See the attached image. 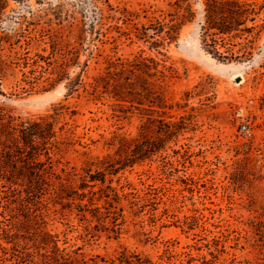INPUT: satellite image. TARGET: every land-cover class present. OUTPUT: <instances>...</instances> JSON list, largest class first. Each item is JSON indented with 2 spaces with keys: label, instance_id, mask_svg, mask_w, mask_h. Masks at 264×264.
Wrapping results in <instances>:
<instances>
[{
  "label": "rangeland",
  "instance_id": "1",
  "mask_svg": "<svg viewBox=\"0 0 264 264\" xmlns=\"http://www.w3.org/2000/svg\"><path fill=\"white\" fill-rule=\"evenodd\" d=\"M204 1L1 2L0 108L22 122L56 117L61 151L30 167L0 136V264H109L125 251L154 264H264V28L251 59L220 62L201 43ZM188 4L175 41L152 48L159 38L144 28ZM139 57L165 72L132 77L153 98L91 95L107 59ZM147 141L154 153L131 154ZM105 169L104 185L92 181Z\"/></svg>",
  "mask_w": 264,
  "mask_h": 264
},
{
  "label": "trees",
  "instance_id": "2",
  "mask_svg": "<svg viewBox=\"0 0 264 264\" xmlns=\"http://www.w3.org/2000/svg\"><path fill=\"white\" fill-rule=\"evenodd\" d=\"M2 1L0 0V12L3 8ZM183 8L179 6L173 13L169 14L170 20L168 22L157 21L156 24H151L149 27L144 28L143 38L149 37L147 33L149 30L154 31L150 38H159L152 43V48L159 47V44H163L165 41H168V43L175 41L177 38V26L184 25L188 22L189 17L192 18L194 16L191 5L188 4L185 8V13L181 14ZM263 10L264 7L256 2L205 0L203 18L200 23V39L205 51L223 63L243 62L244 59H251L256 37L253 39L250 36L257 29L264 28V21L261 24H257L258 16ZM178 20H181V22L179 24L175 23ZM1 58L0 56V62ZM106 63L105 71L94 77L89 84L92 91L91 95L98 100L108 95L115 98L118 102H128L130 100L133 105L135 103L141 105L145 99L153 98L150 96L156 93L153 89L139 88L132 82V77L137 73H143L150 78L156 77L158 73H161L166 77L165 72L158 71L159 64L153 58L139 57L134 63L132 61H121L120 59L113 61L110 58L106 60ZM151 70H156V72L152 74ZM82 84L83 81L79 78L71 81L69 83V93L78 91V87ZM147 84L149 86L153 85L150 82ZM120 89L123 91L121 90V92ZM126 94L131 96V98H127ZM151 100L148 102L150 110L153 111L158 103ZM62 109H64V105L57 109L58 113H56V116L62 113ZM55 123L56 117L53 116L39 117L36 120L22 122L8 115L4 109L0 108V136H5L7 138L6 141L12 143V145L8 146L14 148L20 157L26 158L30 167L38 165L43 167L44 164L38 161V158L42 155L47 158L52 166L51 147L53 146L58 151H61L60 147L51 142L57 137ZM63 129L64 127L61 128V130ZM154 152L155 145L149 141H147L146 146L137 143L131 150V154L139 159L146 158ZM50 168L52 169V167ZM45 171L43 170L42 173ZM113 171L116 172V170ZM107 172L108 169L98 172L99 179L95 177L92 181H100L104 185ZM107 189L114 191L110 186ZM115 195L119 199L118 194L115 193ZM109 264L154 263L140 255H131L125 251Z\"/></svg>",
  "mask_w": 264,
  "mask_h": 264
},
{
  "label": "built area",
  "instance_id": "3",
  "mask_svg": "<svg viewBox=\"0 0 264 264\" xmlns=\"http://www.w3.org/2000/svg\"><path fill=\"white\" fill-rule=\"evenodd\" d=\"M242 131L249 132L247 129V126H245V125L242 126Z\"/></svg>",
  "mask_w": 264,
  "mask_h": 264
}]
</instances>
